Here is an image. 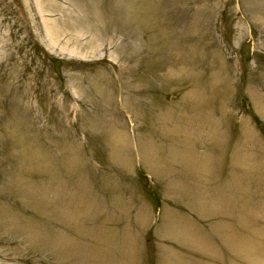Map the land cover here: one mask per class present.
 Masks as SVG:
<instances>
[{
	"label": "rangeland",
	"instance_id": "1",
	"mask_svg": "<svg viewBox=\"0 0 264 264\" xmlns=\"http://www.w3.org/2000/svg\"><path fill=\"white\" fill-rule=\"evenodd\" d=\"M0 264H264V0H0Z\"/></svg>",
	"mask_w": 264,
	"mask_h": 264
}]
</instances>
